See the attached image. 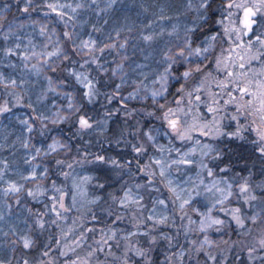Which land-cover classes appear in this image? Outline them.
<instances>
[{"label":"snow or ice","instance_id":"snow-or-ice-1","mask_svg":"<svg viewBox=\"0 0 264 264\" xmlns=\"http://www.w3.org/2000/svg\"><path fill=\"white\" fill-rule=\"evenodd\" d=\"M0 100V264H264V0L3 2Z\"/></svg>","mask_w":264,"mask_h":264},{"label":"rangeland","instance_id":"rangeland-1","mask_svg":"<svg viewBox=\"0 0 264 264\" xmlns=\"http://www.w3.org/2000/svg\"><path fill=\"white\" fill-rule=\"evenodd\" d=\"M126 3L131 4L133 2V0H125ZM148 3H153L155 2V0H147ZM169 2H171V0H169ZM38 14H42L37 12ZM130 15L133 16V18H135L134 13H130ZM50 27H59L56 24L50 25ZM24 34L29 35L31 37H33L34 42L37 44H42L45 42V38L41 37L38 34V26H37V32H32L31 28H25L24 29ZM171 98V97H170ZM2 102V100H1ZM15 113L17 114H25L27 113L29 110L24 108V107H20L19 110H13ZM11 120V116H9L8 119H3L0 120V145L6 144V143H11V141L13 139H15V135L18 134L19 132V125L15 123L14 120L11 121V123H9V121ZM5 137H8V140L6 142ZM22 154V150L20 153H18V155ZM9 156V153L7 151H4L2 149H0V157H7ZM70 200V197H69ZM229 235H232L231 233H229ZM227 238V237H225ZM243 259V257H241Z\"/></svg>","mask_w":264,"mask_h":264},{"label":"trees","instance_id":"trees-1","mask_svg":"<svg viewBox=\"0 0 264 264\" xmlns=\"http://www.w3.org/2000/svg\"><path fill=\"white\" fill-rule=\"evenodd\" d=\"M3 2H9V3H12V2H14V0H0V4H2ZM13 15H15V16H17V17H20V19H24V17L21 16L20 13H19L15 8H12V10H11V14H9L8 19L11 20V19L13 18ZM33 16H42V14L33 13ZM0 102H1V100H0ZM103 103H105V101L103 100V98H101L100 104H103ZM118 106H119L118 101H115V100H114V101H113V104H112L110 107H118ZM95 107H96V108H99L100 105L97 104ZM15 109H16V110H19L20 107L14 108L13 110H15ZM122 115H123V114L121 113L120 116L122 117ZM119 124H120V121H119V120H116V121L113 123V125H112L113 131H116V130L118 129ZM66 131H67V129H65V132H66ZM36 206H37V207H41L39 204H37ZM71 215H74V214H70V220H71ZM120 227H125V225H124V224H121ZM232 238L235 239L236 237H235L234 235H232ZM159 259L162 261V260H163V256L160 255V256H159Z\"/></svg>","mask_w":264,"mask_h":264}]
</instances>
